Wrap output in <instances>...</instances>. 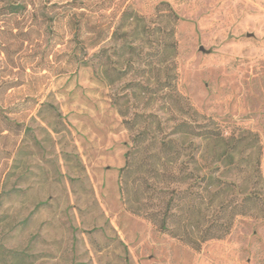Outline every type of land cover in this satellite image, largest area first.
<instances>
[{
	"label": "rangeland",
	"instance_id": "1",
	"mask_svg": "<svg viewBox=\"0 0 264 264\" xmlns=\"http://www.w3.org/2000/svg\"><path fill=\"white\" fill-rule=\"evenodd\" d=\"M126 109L155 113L157 138L219 129L264 177V0H0V264H264L261 212L194 249L130 211Z\"/></svg>",
	"mask_w": 264,
	"mask_h": 264
},
{
	"label": "trees",
	"instance_id": "2",
	"mask_svg": "<svg viewBox=\"0 0 264 264\" xmlns=\"http://www.w3.org/2000/svg\"><path fill=\"white\" fill-rule=\"evenodd\" d=\"M162 3L167 5L166 15L176 17L169 4ZM24 8L20 3L8 6L11 13ZM172 32L173 29L168 35ZM136 48L139 46L132 41L121 45L122 50L139 55ZM175 52L176 42L166 40L161 51L153 50L149 55L166 60ZM144 62L151 65L152 59ZM102 63L98 65L103 79L110 83L122 77L121 67ZM129 63L134 73L137 67ZM174 77L166 75L164 80ZM120 113L129 116L124 119L126 123L136 125L131 147L119 168L120 193L131 212L150 219L160 232L194 249L209 239L230 233L236 216H252L255 212L264 216V177L258 171V163L246 160L243 164L235 159L236 144L220 145L224 135L219 129L195 131L191 123L183 120L157 138L153 121L149 119L155 113L145 109L134 110L130 115L127 109ZM190 136L200 140L195 142ZM209 151L211 155H204ZM240 166L243 174L229 179L228 171ZM257 183H261L260 187Z\"/></svg>",
	"mask_w": 264,
	"mask_h": 264
}]
</instances>
